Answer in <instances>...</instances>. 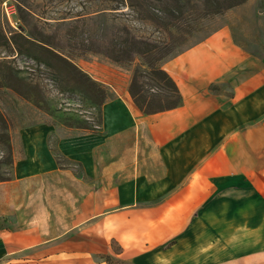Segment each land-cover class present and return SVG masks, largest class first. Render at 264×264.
Segmentation results:
<instances>
[{
    "label": "crops",
    "instance_id": "0c3cea01",
    "mask_svg": "<svg viewBox=\"0 0 264 264\" xmlns=\"http://www.w3.org/2000/svg\"><path fill=\"white\" fill-rule=\"evenodd\" d=\"M242 38L232 17L162 62L176 107L144 113L111 80L99 131L52 147L50 124L24 127L0 264H264V53Z\"/></svg>",
    "mask_w": 264,
    "mask_h": 264
},
{
    "label": "rangeland",
    "instance_id": "374dc122",
    "mask_svg": "<svg viewBox=\"0 0 264 264\" xmlns=\"http://www.w3.org/2000/svg\"><path fill=\"white\" fill-rule=\"evenodd\" d=\"M235 1L0 0V180L12 175L24 127L50 124L55 130L50 143L56 147L59 135L99 131L101 124L102 105L73 88L75 72L65 66L57 72L20 52L19 47L27 51L28 45L17 36L45 44L68 58L102 86L107 99L113 94L106 83H128L130 88L136 77L145 95L166 107L169 90L148 63L180 53L232 17L237 18L243 44L264 53V0H246L237 5V16H233ZM132 38L156 43L161 49L142 57L133 52L121 62L114 61L115 46L126 40L134 49H148L145 44H131ZM109 264L129 263L113 259Z\"/></svg>",
    "mask_w": 264,
    "mask_h": 264
},
{
    "label": "trees",
    "instance_id": "16d2710c",
    "mask_svg": "<svg viewBox=\"0 0 264 264\" xmlns=\"http://www.w3.org/2000/svg\"><path fill=\"white\" fill-rule=\"evenodd\" d=\"M246 0H236L233 2V5H239L244 3ZM24 38L22 41L23 45H28L27 51H24V49L19 47V51L25 53L26 55H29L30 57H33L35 60L44 63L45 65L51 67L57 72H60V70L64 69L63 66L67 68H71L73 72L76 74L77 84L73 87L76 90H79L81 93L90 96V99L93 103L101 106L106 100L107 95L105 96L104 90L100 84L93 81L90 76H88L86 73L78 69L75 64L70 61L68 58L63 56L62 54L56 52L55 50L51 49L50 47L46 46L42 43H37L35 41H32L31 39H27L23 36H17ZM15 44H19L16 39H14ZM145 44L147 45V50L142 49H134V47H131L129 40H126L123 43H119L115 46V52L118 53V55L113 58L116 62L123 61L124 56H130L131 53H135L137 56H146L149 53L156 52L161 49V47L156 43H150L145 41H139L135 38L131 39V44ZM20 45V44H19ZM22 45V44H21ZM34 51L39 52V54L35 53ZM167 55H163L158 60L152 63H148V67L150 68L152 74L160 81L164 83V86L168 88L169 96H170V104L166 107H160L163 106L162 103L158 105L156 101H154V98H149L145 95V92L141 85H139L138 81L136 80V77L133 78V81L130 85L129 92L135 102V104L138 106V108L144 112V113H154L158 111L167 110L173 107L178 106L181 103V95L179 92V89L175 83V81L172 79V77L162 68L161 62H163L164 59H166ZM51 59H55L58 62V65H56ZM21 95H24V93L20 92ZM93 95V96H91ZM158 106L160 108H158ZM106 261L109 262L110 258L109 256L105 257Z\"/></svg>",
    "mask_w": 264,
    "mask_h": 264
}]
</instances>
